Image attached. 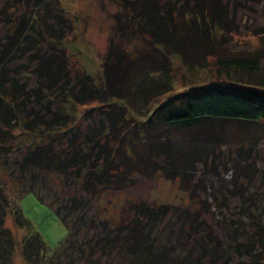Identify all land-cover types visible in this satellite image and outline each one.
I'll return each instance as SVG.
<instances>
[{"label":"trees","instance_id":"trees-1","mask_svg":"<svg viewBox=\"0 0 264 264\" xmlns=\"http://www.w3.org/2000/svg\"><path fill=\"white\" fill-rule=\"evenodd\" d=\"M239 4L135 0L128 9L127 28L144 37L151 51L128 58L109 46L95 98L97 91L83 81L78 91L75 84L71 88L59 47L64 18L49 13L46 0H0V264H13L16 250L28 264H108L111 253H124L127 264H197L189 255L172 257L158 248L156 231L168 213L189 227L186 239L197 234L202 239L195 242L199 257L231 261L228 253L215 256L221 244L217 239L213 246L206 243L212 231L203 225L200 210L192 211V202L196 190L205 191L210 178H219L220 167L235 170L253 163L249 151L238 152L233 162L224 160V127L255 125L264 132V93L253 85L264 86V48L234 50L228 45L240 28ZM252 33L264 34V26ZM21 58L24 62L16 70L12 63ZM173 60L188 68L192 78L201 70L220 81L162 101L172 89ZM29 69L34 78L27 82ZM226 80L237 85H222ZM95 99L99 106L77 112L76 104ZM157 172L177 179L187 189L190 204L136 200L120 204L115 215L108 213L111 202L102 199L104 193L122 189L135 176ZM231 185L238 203L230 209L217 204L214 196L210 203L199 197L196 201L206 216L215 207L218 212L226 209L230 219L236 217L235 222L225 216L219 226L229 250L250 264H262L264 193L234 181ZM28 193L48 205L67 229V237L53 250L20 208ZM8 219L22 231L18 241Z\"/></svg>","mask_w":264,"mask_h":264},{"label":"rangeland","instance_id":"rangeland-1","mask_svg":"<svg viewBox=\"0 0 264 264\" xmlns=\"http://www.w3.org/2000/svg\"><path fill=\"white\" fill-rule=\"evenodd\" d=\"M46 1L50 10L49 13L59 14L65 21V35L59 47L63 48L72 84L71 88L75 84V88H73L74 92L78 91V82L83 81V83L89 84L97 91L93 97L98 98L103 72L102 63L110 47L113 48V51L122 50L127 54L128 58H136L140 52L151 51L148 41L144 37L127 28L128 9L130 8V4L135 0ZM243 1L239 0L240 4L238 6L240 9L236 15L240 26L239 31L232 37L228 45L234 50L243 48L257 50L261 47L264 48V44H260V38L264 39V34L255 36L252 33L253 31L256 32L257 28L264 26V0H259L256 4L244 3ZM24 10L27 11L28 8L25 7ZM28 14L26 13V15ZM40 48L38 46V50ZM23 59L21 58V61L16 60L12 63V66L18 70L19 63L24 62ZM173 61V72L170 78L172 89L162 95V99H160L162 101L174 94L202 91L209 86L216 85L220 81L216 79L215 75H210L208 72L201 70L192 78L193 76H190L188 68L182 66L178 60ZM28 71H25L24 75L27 78V82H30L34 76L30 73V69ZM191 81L194 82L191 83ZM221 84L237 85V83L229 80L221 82ZM253 85L256 87L255 89L264 93V86ZM254 87L252 86V88ZM45 95H48L47 100L54 101L53 96L49 95V93L45 92ZM99 105L98 99H95L92 103L76 104L75 107L77 112L82 113ZM79 114L77 113V115ZM229 126L224 127L226 129L225 132L228 133L223 142L224 148L221 150L225 154V157L228 155L224 160L228 163L230 161L233 162V160H236L238 152L246 155V152L249 151L253 158V163L252 161H248L243 164L245 166L241 169L237 168L235 170L229 165L226 166V170L220 167L218 169L219 178L212 177L210 180L207 179L208 185H206L205 191L196 190V198L192 202V211L200 210L199 215L203 219V225L209 231H212V238L209 237L206 243H210L213 246L216 239L221 243L215 256H219L224 252V254L228 253L231 259L226 264H250L249 259H241L242 257H238L229 250L225 234L219 228L223 222L222 218H225V216L229 218L227 221L234 220L235 222L236 217L230 219L224 213L226 209H220L221 211L218 212L219 210L215 207H210V212L213 215L206 216L203 210H201L200 203L196 201L199 197V200L205 199L210 203V197L214 196V201L217 204H227L228 209L232 208L238 203V197L230 194L233 190L231 185L233 181L242 186L257 188L258 191L264 193V132H260L259 128L255 125H244V129L233 125ZM219 179L224 184L227 191L226 194L223 193L225 189L220 184ZM102 199L111 202L107 206V209L108 213L114 215L119 210L120 204H125L128 201L140 200L150 205L165 204L180 207L187 206L191 202L187 195V189L185 190L184 186L177 179H167L159 172L147 177L135 176L133 181L122 189L104 193ZM20 208L25 218L30 221L33 229L40 235L49 249L53 250L67 237L66 227L56 217L53 210L48 205L39 202L33 193H28L21 198ZM171 216L168 213L167 218L156 231L155 238L157 236V246L159 249L163 247L167 254L169 253L172 257L177 254L179 256L177 258H181V256L186 258L189 255V260L195 258L198 261L197 264H224L222 261L214 263L209 256L199 257L197 252L199 251V247L195 245V242L196 240L202 242V239L198 237V234L195 237L186 239L185 233L191 234L189 227L181 225L182 223L179 224L174 219V216ZM7 225L11 228L15 240L18 241L22 236V231L14 225L12 226L9 219L7 220ZM185 225L187 224L185 223ZM204 232L205 229L203 228ZM220 248L223 251H219ZM108 259V264H111L110 261L113 262L112 264H119V262L120 264L128 263V257L124 253L115 255L111 253ZM261 263L264 264V259L261 260ZM13 264L28 263L21 256L20 252L16 250Z\"/></svg>","mask_w":264,"mask_h":264}]
</instances>
